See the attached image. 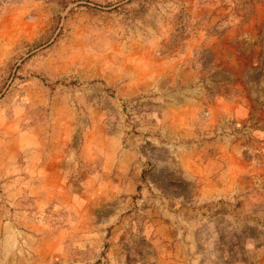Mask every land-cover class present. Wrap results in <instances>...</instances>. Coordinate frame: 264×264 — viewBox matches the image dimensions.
Instances as JSON below:
<instances>
[{"label":"rangeland","instance_id":"rangeland-1","mask_svg":"<svg viewBox=\"0 0 264 264\" xmlns=\"http://www.w3.org/2000/svg\"><path fill=\"white\" fill-rule=\"evenodd\" d=\"M0 264H264V0H0Z\"/></svg>","mask_w":264,"mask_h":264}]
</instances>
